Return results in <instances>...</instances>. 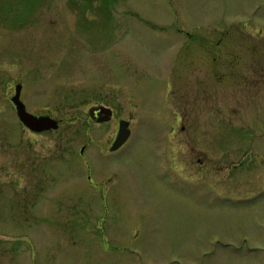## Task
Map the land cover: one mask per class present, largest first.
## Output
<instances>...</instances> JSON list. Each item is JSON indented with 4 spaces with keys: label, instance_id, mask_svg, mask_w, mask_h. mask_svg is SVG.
<instances>
[{
    "label": "rangeland",
    "instance_id": "obj_1",
    "mask_svg": "<svg viewBox=\"0 0 264 264\" xmlns=\"http://www.w3.org/2000/svg\"><path fill=\"white\" fill-rule=\"evenodd\" d=\"M226 31L264 42V0H0V264H264V93L251 102L195 67L227 105L189 126L204 167L169 136L177 52ZM19 84L58 130L22 125ZM100 105L108 124L90 118ZM122 120L131 139L99 156ZM86 161L95 183L112 178L104 193Z\"/></svg>",
    "mask_w": 264,
    "mask_h": 264
},
{
    "label": "flooded vegetation",
    "instance_id": "obj_2",
    "mask_svg": "<svg viewBox=\"0 0 264 264\" xmlns=\"http://www.w3.org/2000/svg\"><path fill=\"white\" fill-rule=\"evenodd\" d=\"M249 35L250 33L233 34L226 31L214 39L203 36L197 37L190 33L187 34L188 39L184 44L183 52H181L183 55L179 51L175 56L176 65L172 70L174 85L172 89L171 107L175 113L177 127L170 131L171 134L169 136L172 138L176 137L178 143L181 142L184 143L183 145H186L187 153L186 155L183 153L187 160L185 158L183 159L182 155L181 158L182 162H186L188 168L191 167L194 169L196 165L204 167V158L207 159L206 155L199 156L194 144L195 133L197 131L194 128H189L190 125H193L191 123L195 119L196 110H201L202 112L206 110L208 111L206 112L207 114L212 111L214 113L213 116H217L218 120H224L227 108L226 101H221V98L219 102L211 103L210 82L212 81L207 72L205 74L203 71L199 73L196 84L194 80L195 67L210 68L209 72L212 73V84L214 83V88L215 86L216 88L220 87V89L235 88L251 102L256 101L259 103L260 95L264 93V42L260 44L257 42V38H250L248 37ZM191 46H193L195 51L190 48ZM178 61L179 64H177ZM208 62L210 65H208ZM196 87L197 90H195ZM102 107L108 108L102 105L93 108ZM99 113L100 111L96 112V120L91 119L92 122L97 125L108 124L98 123V120L106 118L105 115L99 117ZM234 114L236 116L238 112L235 111ZM114 116L113 111L112 119H114ZM58 122L61 125V122ZM118 132L119 128L109 150L106 152L101 151L99 156L112 157L124 148L127 143L117 151L113 152L111 150L117 139ZM180 137L183 138L179 139ZM222 147L225 148L224 145ZM85 150V148H82L81 156L84 155ZM238 167L237 164L233 166V168ZM85 169L87 174L85 179L93 187L94 191L96 193H104L107 187L110 186L112 178H108L102 183H95L94 174L97 173L96 169L91 167L87 161L85 162ZM118 185L122 186L121 183L117 184V193L123 197V192L118 189ZM106 211L108 212L109 209H106Z\"/></svg>",
    "mask_w": 264,
    "mask_h": 264
},
{
    "label": "water",
    "instance_id": "obj_3",
    "mask_svg": "<svg viewBox=\"0 0 264 264\" xmlns=\"http://www.w3.org/2000/svg\"><path fill=\"white\" fill-rule=\"evenodd\" d=\"M23 86L17 85L15 88V95L12 97L11 102L16 108L17 116L22 125L30 132L35 134H42L58 130L60 127L59 122L51 116H36L27 111L26 105L21 100ZM100 111L99 117L105 115L106 118L98 120V123L104 124L109 123L112 120L113 111L109 108H92L89 111L90 118L96 120L95 114ZM131 130L130 122L122 120L119 123V132L116 141L113 144L112 151H117L122 148L130 139Z\"/></svg>",
    "mask_w": 264,
    "mask_h": 264
}]
</instances>
